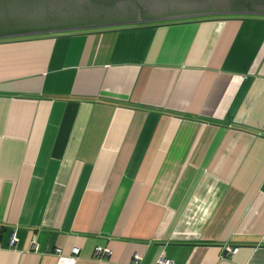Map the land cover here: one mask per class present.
<instances>
[{
    "label": "crops",
    "instance_id": "obj_1",
    "mask_svg": "<svg viewBox=\"0 0 264 264\" xmlns=\"http://www.w3.org/2000/svg\"><path fill=\"white\" fill-rule=\"evenodd\" d=\"M161 256L264 264V17L1 39L0 264Z\"/></svg>",
    "mask_w": 264,
    "mask_h": 264
},
{
    "label": "water",
    "instance_id": "obj_2",
    "mask_svg": "<svg viewBox=\"0 0 264 264\" xmlns=\"http://www.w3.org/2000/svg\"><path fill=\"white\" fill-rule=\"evenodd\" d=\"M219 15L264 17V0H0V39Z\"/></svg>",
    "mask_w": 264,
    "mask_h": 264
},
{
    "label": "built area",
    "instance_id": "obj_3",
    "mask_svg": "<svg viewBox=\"0 0 264 264\" xmlns=\"http://www.w3.org/2000/svg\"><path fill=\"white\" fill-rule=\"evenodd\" d=\"M14 241H15L14 238H12L10 243L13 244ZM237 250H238V247L225 246V247H223V250L221 252V258L231 257L237 252ZM57 251L59 252L60 250L57 249ZM72 252L74 254H78L79 253V248L78 247H74ZM109 252H110V250H108L106 248H101V247L97 248V254H108ZM139 258L140 257L138 255H135L134 256L135 262ZM157 264H173V262L170 259L161 256L158 259Z\"/></svg>",
    "mask_w": 264,
    "mask_h": 264
},
{
    "label": "rangeland",
    "instance_id": "obj_4",
    "mask_svg": "<svg viewBox=\"0 0 264 264\" xmlns=\"http://www.w3.org/2000/svg\"><path fill=\"white\" fill-rule=\"evenodd\" d=\"M229 16H232V15L204 16V17H196V18H208V17H210V18L211 17H227L228 18ZM242 16L248 17V18L252 17L251 15H242ZM254 17H263V16H254ZM188 19H191V18H188ZM177 20H183V19H177ZM4 39H7V38H4Z\"/></svg>",
    "mask_w": 264,
    "mask_h": 264
}]
</instances>
